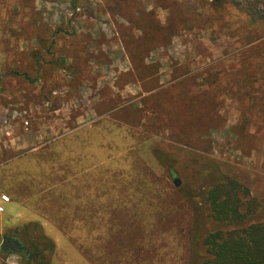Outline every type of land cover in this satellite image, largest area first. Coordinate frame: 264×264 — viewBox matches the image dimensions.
Listing matches in <instances>:
<instances>
[{
	"label": "rangeland",
	"instance_id": "1",
	"mask_svg": "<svg viewBox=\"0 0 264 264\" xmlns=\"http://www.w3.org/2000/svg\"><path fill=\"white\" fill-rule=\"evenodd\" d=\"M236 2L0 0V238L43 234L50 264H198L209 187L264 200V0Z\"/></svg>",
	"mask_w": 264,
	"mask_h": 264
},
{
	"label": "trees",
	"instance_id": "2",
	"mask_svg": "<svg viewBox=\"0 0 264 264\" xmlns=\"http://www.w3.org/2000/svg\"><path fill=\"white\" fill-rule=\"evenodd\" d=\"M232 1L237 3L236 0ZM221 2L222 0H213L218 6ZM248 10L246 9V13L252 14ZM32 54L36 57L34 65L37 76V64L42 59L36 51ZM10 75L31 83L38 80L36 76L32 79L28 73L12 71ZM183 107H187V110H190L188 114L195 118L193 104L183 100ZM249 196V190L233 180H222L206 190L205 200L210 217L219 225V229L203 238L205 254L198 264H264V221L258 220L264 217V200L252 199L249 202L246 199ZM27 228L28 225H25L22 229ZM23 234L26 236V249L29 255L38 260L37 264H50L46 252L54 249L52 241L41 233ZM22 256L27 259L25 255Z\"/></svg>",
	"mask_w": 264,
	"mask_h": 264
},
{
	"label": "water",
	"instance_id": "3",
	"mask_svg": "<svg viewBox=\"0 0 264 264\" xmlns=\"http://www.w3.org/2000/svg\"><path fill=\"white\" fill-rule=\"evenodd\" d=\"M174 185L178 187V181L174 180ZM25 246L20 242L19 239L13 237V236H4L0 238V250L2 252H11L14 254H21L24 252ZM25 254H28V252H24Z\"/></svg>",
	"mask_w": 264,
	"mask_h": 264
},
{
	"label": "built area",
	"instance_id": "4",
	"mask_svg": "<svg viewBox=\"0 0 264 264\" xmlns=\"http://www.w3.org/2000/svg\"><path fill=\"white\" fill-rule=\"evenodd\" d=\"M27 125V122L24 123ZM9 203V197L6 195H1L0 196V213H3L5 210V205Z\"/></svg>",
	"mask_w": 264,
	"mask_h": 264
},
{
	"label": "flooded vegetation",
	"instance_id": "5",
	"mask_svg": "<svg viewBox=\"0 0 264 264\" xmlns=\"http://www.w3.org/2000/svg\"><path fill=\"white\" fill-rule=\"evenodd\" d=\"M20 242H21V241H20ZM22 244H23V243H22ZM23 245H24V244H23ZM24 246H25V245H24ZM24 252H28L27 249H26V247H25V249H24ZM24 252L21 253V254L25 255V256L27 257L28 261L31 260V255H29V253H28V254H25Z\"/></svg>",
	"mask_w": 264,
	"mask_h": 264
}]
</instances>
